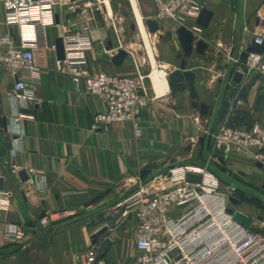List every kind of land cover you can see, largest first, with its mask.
Instances as JSON below:
<instances>
[{
	"label": "crops",
	"instance_id": "crops-1",
	"mask_svg": "<svg viewBox=\"0 0 264 264\" xmlns=\"http://www.w3.org/2000/svg\"><path fill=\"white\" fill-rule=\"evenodd\" d=\"M196 1L202 9L213 13L206 28L187 24L197 39L208 44L205 54L195 51L188 58V68L196 73L200 100L209 105L205 116L192 107L188 90L173 95L167 83L159 94L152 70L147 85L150 102L141 119V136H135L130 122L93 128L89 123L91 116L104 111L105 104L89 94L83 84L74 83L67 72L58 70L56 48L39 46L35 49L36 62L42 70L38 100L27 104L33 117L25 122L24 135L16 142V136L9 130L13 109L9 90L14 78L0 68V178L5 183V189L0 191L8 192L9 196L8 206L0 207V264H82V257L91 246H96L106 264H140L137 219L131 212L125 214L123 204L138 183L148 182L171 165L208 159L212 130L238 113L264 125V73L248 71L240 61L245 36L254 40L264 32V0ZM151 2L155 13L154 1ZM258 18L263 24L257 23ZM161 23V28L173 30L174 35L170 43L160 38V34L159 38L171 45L170 51L178 53L180 62L182 47L175 32L177 26L173 22ZM66 29V18L61 13L60 21L48 28L49 43L55 44ZM8 31L17 38L16 27L5 24L0 7V34ZM90 36L94 38L87 51L90 72L106 70L137 75L141 59L134 51H129L128 57L116 65L112 59L121 44L115 36L96 29L91 30ZM109 41L113 42L111 49ZM199 56L214 61L222 57L239 59L230 81L238 87L248 86L243 106L237 102L234 110L227 108L223 116L227 94L222 73L226 68L215 71L213 79L208 78L210 69L192 66ZM179 66L168 60L157 68L165 71L168 82L169 74ZM239 68L246 71H242L241 83L233 80ZM221 163L224 169L264 175L259 163L237 153L228 155ZM14 165L19 166L18 174L12 171ZM22 170L28 179L22 180ZM6 223L24 226L25 237L18 240L6 236ZM100 230L104 232L94 243L93 235Z\"/></svg>",
	"mask_w": 264,
	"mask_h": 264
},
{
	"label": "built area",
	"instance_id": "built-area-1",
	"mask_svg": "<svg viewBox=\"0 0 264 264\" xmlns=\"http://www.w3.org/2000/svg\"><path fill=\"white\" fill-rule=\"evenodd\" d=\"M77 1L0 0L5 24L17 29V38L11 31L0 34V68L14 78L9 90L13 107L9 130L16 136V142L24 135L25 122L33 117L27 104L38 100L42 70L36 62L35 49L56 48L49 43L48 28L57 24V15L60 18L65 6ZM154 6V16L161 25L165 21L177 27H188L189 23L197 26L202 11L196 0H154ZM67 23L62 36L65 59H57L56 64L58 70L67 72L74 83L83 84L89 94L105 104L104 111L92 114L93 128L130 122L135 136H141L140 123L150 96L147 75L141 71L140 64L135 76L106 70L90 72L87 51L94 43L91 28L72 29ZM254 41L262 44L264 32L257 34ZM121 48L126 47L121 43ZM234 60L240 62L238 58ZM242 64L248 71L264 73V52L250 53ZM213 149L219 161L237 153L252 158L264 168V125L260 122L246 126L223 124L213 134ZM17 150L15 146L14 153ZM12 171L18 174L19 166L14 165ZM165 171L148 182H139L123 201L125 214L131 212L137 219L140 264H264V219H253L246 226L228 212L231 196L209 163L174 164ZM189 174H197L200 179L190 180ZM8 203V192L0 191V207ZM46 221L44 218L43 222ZM4 233L18 240L26 235L24 226L16 223H6ZM82 264L106 262L96 246H91L83 255Z\"/></svg>",
	"mask_w": 264,
	"mask_h": 264
},
{
	"label": "rangeland",
	"instance_id": "rangeland-1",
	"mask_svg": "<svg viewBox=\"0 0 264 264\" xmlns=\"http://www.w3.org/2000/svg\"><path fill=\"white\" fill-rule=\"evenodd\" d=\"M136 1L146 24V29L149 32L146 20L149 17L154 16L152 2L151 0ZM109 3L112 12H109L107 2H105V0H78L75 3L65 6L62 9V14H64V17L66 18V23L68 22V27L77 29L83 28L84 26H90L91 30L96 29L101 34L110 32L115 36L119 45L122 43L123 47H127L129 50L134 51L135 54L141 59L140 69L145 75H147L146 85H148L150 81V74L152 70L154 71V65H151L152 60L147 44L143 38L142 31L137 25L132 1L109 0ZM133 26L136 27L133 28ZM161 30L162 31H159L156 36L149 32V37L154 47V55L157 66L164 65L168 62V60L173 65H179L180 62L177 60L178 53L176 54L173 51H170L171 45L169 44V46H167L164 41L159 38V34L166 32L164 27H162ZM170 42L171 41H169V43ZM167 56H169V58H167ZM182 56L183 53L181 54V57ZM234 59L235 57H232L228 60L222 57V59L214 61L207 58L203 59V57L199 56L196 60V65H193L192 63L193 67L198 66L201 68V70H204V68L210 69L211 72L207 75L208 78L211 79H213L214 75L216 74L215 71L218 72L219 69H223L224 67L226 68V70L222 73V80H224L225 84L223 88L225 87L227 94V99L224 101V105L222 107L223 116L225 115L227 108L228 110H232L234 106H236L237 102H240L241 105H244L248 95L247 85L238 87L230 81V74L232 73V70H234V68L239 65L237 62H233ZM255 121L256 120L252 118L249 119L248 115H245V113H238L234 119L228 120L227 122L246 126L251 125ZM224 123L226 122H223L215 127L212 130V135ZM212 135L211 150L207 157L208 159L199 162L186 161L182 163H209L210 168L215 173L217 172L222 178V187L227 192V194L230 196H235L242 201V204L236 206V208L248 215L252 214L257 220L264 219V189L262 188L264 175L260 176L256 173L246 174L240 171L236 172L234 170L224 169L222 167L221 161L214 157L215 151L213 149ZM223 160H225V158H223ZM231 206H233L232 203Z\"/></svg>",
	"mask_w": 264,
	"mask_h": 264
},
{
	"label": "water",
	"instance_id": "water-1",
	"mask_svg": "<svg viewBox=\"0 0 264 264\" xmlns=\"http://www.w3.org/2000/svg\"><path fill=\"white\" fill-rule=\"evenodd\" d=\"M213 16L211 10L207 8H203L200 16L196 20V24L202 28H206L209 25V22ZM60 21L59 14L57 15V22ZM262 21L258 18L257 23L260 24ZM149 32L156 34L162 28L159 21L153 17H149L146 20ZM263 24V23H261ZM136 26H133L135 28ZM176 34L178 36V40L180 41L182 47L183 56L180 60V66L172 71L168 77V84L170 90L173 95L177 93L184 92L186 90L189 91L190 98L192 99L191 105L192 107L199 110L202 116H205L208 112L209 105L201 101L200 94L196 87V73L188 68V58L193 55L196 51L199 54H205L208 48V44L204 41V39H197L195 32L187 27L186 25H180L176 28ZM174 31L168 30L164 34H160V38L165 41H170L173 38ZM243 45L245 50H243L240 54V61L245 63L248 59L250 53H259L262 54L264 52V42L262 44L256 43L253 39L251 40L250 36H245ZM55 47L57 52V58L60 60L65 59V46L63 37H58L55 40ZM109 49L113 48V42L109 41ZM129 55V51L126 48H120L113 57V62L116 65H120ZM181 55V54H180ZM244 78V73L240 70H237L233 76V80L237 83H241ZM90 125H92L91 120L89 121ZM261 166V164H258ZM167 172L165 171L164 174ZM20 176L22 180L28 179V175L24 170L20 172ZM188 178L190 180H199L200 176L197 174H189ZM264 188V184H263ZM5 189L4 178H0V190ZM230 201L233 206L228 208V212L233 214L235 219L241 222L246 226H250L253 222V218L244 213L243 211L236 208L242 204V201L236 198L235 196L230 197ZM28 231V230H27ZM104 232V230H100L93 235L94 243L99 241V236Z\"/></svg>",
	"mask_w": 264,
	"mask_h": 264
},
{
	"label": "bare ground",
	"instance_id": "bare-ground-1",
	"mask_svg": "<svg viewBox=\"0 0 264 264\" xmlns=\"http://www.w3.org/2000/svg\"><path fill=\"white\" fill-rule=\"evenodd\" d=\"M132 1V5H133V9L135 12V17H136V21H137V25L139 27V29L142 31L143 34V38L147 44L148 47V51L152 60V63L154 65V71L151 74L155 88L157 90V92L160 94L164 91L165 87L167 86V81H166V73L165 71L157 68V62L155 59V55H154V47L151 43V39L149 37V32L146 29V24L144 22L143 16L140 12V9L138 7L137 1L136 0H131ZM105 2H107V7L109 9V12H112L109 0H105ZM139 30V31H140ZM160 67V66H159Z\"/></svg>",
	"mask_w": 264,
	"mask_h": 264
},
{
	"label": "trees",
	"instance_id": "trees-1",
	"mask_svg": "<svg viewBox=\"0 0 264 264\" xmlns=\"http://www.w3.org/2000/svg\"><path fill=\"white\" fill-rule=\"evenodd\" d=\"M222 161V160H221Z\"/></svg>",
	"mask_w": 264,
	"mask_h": 264
}]
</instances>
